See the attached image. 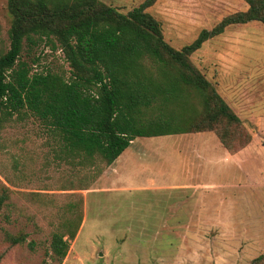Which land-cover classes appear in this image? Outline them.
Returning <instances> with one entry per match:
<instances>
[{"label":"rangeland","instance_id":"1","mask_svg":"<svg viewBox=\"0 0 264 264\" xmlns=\"http://www.w3.org/2000/svg\"><path fill=\"white\" fill-rule=\"evenodd\" d=\"M101 1L128 13L145 0ZM8 2L0 0L1 53L10 45ZM247 9L246 0H158L146 11L181 49ZM190 58L242 120L218 126L232 149L215 131L137 137L117 161L123 170L100 155L66 151L33 115L0 118V193L9 195L0 211V264H264V24L229 26ZM20 60L32 72L72 74L57 40H24ZM145 66L159 75L153 60ZM183 95L185 104H157L146 115L165 112L190 126L203 100L192 89ZM133 161L139 167L131 171ZM150 179L159 182L151 187ZM77 226L61 262L53 235L68 239Z\"/></svg>","mask_w":264,"mask_h":264},{"label":"trees","instance_id":"2","mask_svg":"<svg viewBox=\"0 0 264 264\" xmlns=\"http://www.w3.org/2000/svg\"><path fill=\"white\" fill-rule=\"evenodd\" d=\"M157 1L145 0L123 13L101 0H9L10 45L0 51L1 120L33 115L59 136L66 151L90 158L100 155L107 165L137 137L215 131L232 149L225 140L228 131L220 132L218 126H238L242 120L190 56L229 26L264 24V0H246L247 10L203 29L181 49L165 40L160 21L146 11ZM39 38L59 42L72 70L69 78L53 71L32 72L20 60L24 40L36 44ZM148 59L159 64V75L147 70ZM186 88L200 94L204 106L190 126L181 125L173 114L146 115L157 104L181 102ZM8 197L6 191L0 193V211ZM77 231L78 226L68 239L63 233L53 235V252L61 262Z\"/></svg>","mask_w":264,"mask_h":264},{"label":"crops","instance_id":"3","mask_svg":"<svg viewBox=\"0 0 264 264\" xmlns=\"http://www.w3.org/2000/svg\"><path fill=\"white\" fill-rule=\"evenodd\" d=\"M196 135H199V134H196ZM132 143H134V140L132 141ZM132 143H131V145L127 149H129L132 146ZM127 149L115 160V164H114L115 166H117V165L121 166L123 170H126L125 169V164L123 165V163L117 162V161H120V159H122V157L126 153ZM195 151H197V153H199L200 156H202L201 153L203 152V150L201 148L195 147ZM209 158H210V156L206 157V159H209ZM135 160L138 161L137 158ZM137 167H139V163L134 162V161L131 162V163H129V170H131V171H133L135 169L137 170ZM149 182H152L151 183V187H153L155 183H158L159 182V179H152V180L150 179Z\"/></svg>","mask_w":264,"mask_h":264}]
</instances>
